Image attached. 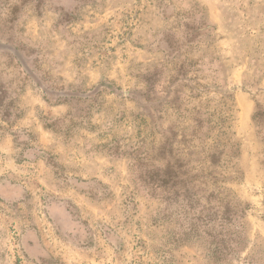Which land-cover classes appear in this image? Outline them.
I'll return each mask as SVG.
<instances>
[{
    "label": "rangeland",
    "instance_id": "rangeland-1",
    "mask_svg": "<svg viewBox=\"0 0 264 264\" xmlns=\"http://www.w3.org/2000/svg\"><path fill=\"white\" fill-rule=\"evenodd\" d=\"M0 264H264V0H0Z\"/></svg>",
    "mask_w": 264,
    "mask_h": 264
}]
</instances>
